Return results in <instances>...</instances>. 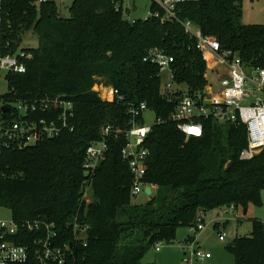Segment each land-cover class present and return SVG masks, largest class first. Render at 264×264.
Listing matches in <instances>:
<instances>
[{"label": "trees", "instance_id": "obj_1", "mask_svg": "<svg viewBox=\"0 0 264 264\" xmlns=\"http://www.w3.org/2000/svg\"><path fill=\"white\" fill-rule=\"evenodd\" d=\"M3 2L8 50L21 47L28 32L39 40L37 48H25L33 56L27 73L8 76V96L35 101L66 95L76 110L73 132L24 150L1 146L0 207L10 210L12 219H46L64 229L78 216L90 230L74 264H142L157 245L174 243L179 229H195L200 212L233 206L246 214L251 205H261L264 150L240 158L248 147L245 126L203 119V136L187 140L168 120L180 87L193 92L208 85L196 42L178 21L149 17L133 23L125 0H75L66 19L54 2ZM242 5L243 0H197L183 6L180 19L217 38L246 65L264 67V25L243 24ZM153 49L175 59L174 92H165L159 68L143 61ZM95 86L117 89L124 101H104ZM132 103H145L163 120L146 141V182L156 192L144 204L133 203V178L122 158L126 141L119 138L109 142L87 203L82 195L86 150L106 126L126 128ZM229 252L235 264H264V223L252 219L251 233L238 236Z\"/></svg>", "mask_w": 264, "mask_h": 264}, {"label": "built area", "instance_id": "obj_2", "mask_svg": "<svg viewBox=\"0 0 264 264\" xmlns=\"http://www.w3.org/2000/svg\"><path fill=\"white\" fill-rule=\"evenodd\" d=\"M150 1L156 10L150 11L149 17L159 19L162 23L178 21L185 34L195 40L207 73L210 72L214 77V82H211L206 73L208 85L201 91L192 92L187 87H180L182 94L168 120L177 126L187 140L203 136V119H212L221 125H243L247 131L248 147L243 150L240 158L252 159L264 150V67L246 65L237 52L223 49L217 38L205 35L192 21L181 20L183 6L197 0ZM4 13V2L0 0V152L1 146L24 150L43 141L58 139L66 132H73L76 115L74 102L66 95L35 101L14 100L8 96V76L26 74L33 56L21 47L15 51L8 50L10 44L5 43L2 29ZM130 21L134 23L136 20L130 18ZM143 61L157 66L164 91L174 92L175 59L153 49ZM2 83L6 85L5 92H2ZM102 87L95 86L93 90L104 101H124V97L113 87H103L110 90V99L104 98L98 90ZM4 107L8 108V112L3 111ZM147 112L154 114L152 124L146 123ZM127 114L130 120L125 129L118 125L106 126L102 138L92 142L86 150L83 163L86 177L82 192L86 202L97 170L107 158L110 140L119 138L126 141L122 148V158L128 163L132 174V198L146 194L147 188L151 190L150 198L156 192L157 187L146 182L150 156L146 141L152 128L162 124L163 120L145 103L129 104ZM228 209L235 210L233 206ZM204 216V213H199L196 233L205 229ZM89 230V224L81 222L78 216L68 222L64 229L54 221L40 218L23 223L16 222L12 217L10 220L0 219V264H74L77 248L87 246ZM226 237L227 234L221 229L219 240L225 241ZM159 249L160 245H157L156 250ZM211 258L209 253L194 249L185 255L181 264H205Z\"/></svg>", "mask_w": 264, "mask_h": 264}, {"label": "rangeland", "instance_id": "obj_3", "mask_svg": "<svg viewBox=\"0 0 264 264\" xmlns=\"http://www.w3.org/2000/svg\"><path fill=\"white\" fill-rule=\"evenodd\" d=\"M54 2L62 15L70 17V9L75 0H46ZM125 8L132 10V20H146L149 17L152 2L150 0H125ZM41 9V2L38 10ZM243 18L245 25H264V0H243ZM39 46L38 37L32 32L23 36L21 48H37ZM211 82L214 77L207 73ZM101 87V86H100ZM104 98L110 99V90L98 88ZM6 91V85L2 83V92ZM96 91V90H95ZM97 92V91H96ZM146 123L152 124L154 114L147 112ZM155 193V192H154ZM151 198L145 193L133 198V203L144 204ZM87 203L91 202L90 197ZM217 214L220 218H217ZM12 214L10 210L0 207V219L10 220ZM252 219H258L264 223V191L262 192V203L260 206L251 205L245 214L243 210H217L204 216L205 229L196 233V229L181 228L177 233V239L172 244H161L159 251L153 248L145 257L142 264H181L185 255H189L194 249H199L204 253H209L212 260L205 264H235L229 248L234 245L238 236H247L252 230ZM217 223V224H216ZM218 225V226H217ZM221 229L227 234L225 241L219 240Z\"/></svg>", "mask_w": 264, "mask_h": 264}, {"label": "water", "instance_id": "obj_4", "mask_svg": "<svg viewBox=\"0 0 264 264\" xmlns=\"http://www.w3.org/2000/svg\"><path fill=\"white\" fill-rule=\"evenodd\" d=\"M61 19H66V16H65V15H61ZM208 104H209V103H208ZM3 111H4V112H8V108H7V107H4V108H3ZM146 194H147L148 196L151 195V190H150L149 188L146 189Z\"/></svg>", "mask_w": 264, "mask_h": 264}, {"label": "crops", "instance_id": "obj_5", "mask_svg": "<svg viewBox=\"0 0 264 264\" xmlns=\"http://www.w3.org/2000/svg\"><path fill=\"white\" fill-rule=\"evenodd\" d=\"M208 214V213H207ZM207 214H205V216L207 215ZM217 218H220V215L219 214H217ZM217 224V223H216ZM157 251V250H156ZM210 260H212V258L210 259ZM210 260H208V261H210Z\"/></svg>", "mask_w": 264, "mask_h": 264}]
</instances>
